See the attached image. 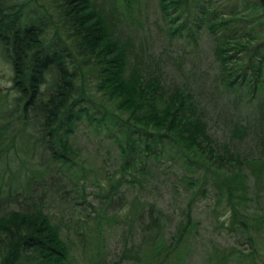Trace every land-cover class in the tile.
<instances>
[{"label":"trees","instance_id":"1","mask_svg":"<svg viewBox=\"0 0 264 264\" xmlns=\"http://www.w3.org/2000/svg\"><path fill=\"white\" fill-rule=\"evenodd\" d=\"M138 1L121 0L128 15L123 18L131 17ZM155 1L170 38L193 43L204 25L216 66L214 87L251 109L252 123H235V140L217 146L195 92L166 87L159 73L132 55L131 41L117 28L116 16L123 13L114 15L112 7L106 11L94 0H0V64L11 75V97L0 95V264H69L68 245L41 199L48 190L64 200L69 185L79 196L70 198L72 207H91L70 139L81 122L113 143L119 166L98 186V208L78 234H92L89 223L98 232L104 222L120 223L142 237L152 234L138 264H168L196 228L192 199L164 239L160 234H168L172 220L137 197L127 203L122 189L136 185L143 191L146 180L160 174L157 165L170 163L182 171L179 185L225 197L228 212L214 216L216 227L248 245L245 252H217L215 264H256L249 234L264 230V205L251 218L245 179L251 175L256 194L264 191V0H228L220 8L216 0ZM250 131L261 145L257 157L233 147ZM94 261L105 264L98 255Z\"/></svg>","mask_w":264,"mask_h":264},{"label":"rangeland","instance_id":"2","mask_svg":"<svg viewBox=\"0 0 264 264\" xmlns=\"http://www.w3.org/2000/svg\"><path fill=\"white\" fill-rule=\"evenodd\" d=\"M106 11L114 8L116 13L122 12L119 16V29L122 38H129L132 43V55L139 57L146 67L155 73H159L166 87L182 85L195 92L197 99L203 108L204 120L212 140L219 147H225L235 137L231 135L235 123H252V110L250 113L243 102L238 104L231 101V96L225 95L220 87H214L216 82V66L212 54L211 35L204 27L195 33V41L192 43L183 37L170 38L160 20L159 12L155 0H139L138 8H134L131 17L127 12L121 10V0H94ZM137 2V3H138ZM217 8L223 7L228 0H216ZM215 6V5H213ZM115 17V18H116ZM217 33L221 30H217ZM242 31L239 30L238 33ZM10 73L4 65L0 64V95L11 97L9 78ZM253 132V131H252ZM252 132L235 142L233 147H237L241 155L245 157H257L262 151L259 141L255 139ZM78 151L76 167L83 172L85 179V189L83 196L90 202L91 207L85 204L73 208L70 198L79 197L71 191L69 185L66 190L69 192L64 200H60L48 190L44 191L41 199L42 209L50 217L53 224L59 229V235L68 245L69 264H94L98 255L105 264H138L143 261L142 250L151 244L150 235H143L138 229L127 231L125 226L113 222H104L102 229L98 232L92 223V234H78L85 229L88 217L92 216V208L97 209L98 205L93 198L98 194V186L118 169L119 161L113 143L104 135H96L90 125L81 122L75 128L73 137L70 138ZM160 174L153 176L151 180H146L145 189L139 190L136 185L125 186L126 201L131 202L135 197L141 202L154 205L159 209L165 220L170 219L171 228L166 229L168 234H160L164 239L173 231V225L179 219L181 211L185 210L189 199L191 220L196 223V228L189 235L184 245L168 264H215V254L217 252L238 249L241 252L247 248L244 240H240L237 234H231L216 227L214 219L216 214H226L224 208L225 197H217L211 188L203 195L199 189H187L178 184V179L182 171L176 170L174 165L161 162L159 165ZM248 185L247 195L249 199L251 218L260 214V208L264 205V191L256 194L257 187H253L251 175H247ZM39 193V189L37 190ZM14 199L18 202L20 197L14 193ZM261 195L262 199H256ZM251 196V197H250ZM15 205L10 206V210H17ZM220 210V213H219ZM230 210V208H229ZM217 218V217H216ZM166 222V221H165ZM230 221L227 222L229 228ZM87 226V228H88ZM252 243L256 248L255 263L264 264V230L249 234ZM149 236V237H148ZM253 246V245H252ZM139 249V252H138ZM129 250V253L126 252ZM136 251V253H134ZM123 256V254H126ZM234 263V262H232Z\"/></svg>","mask_w":264,"mask_h":264}]
</instances>
